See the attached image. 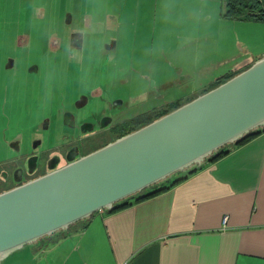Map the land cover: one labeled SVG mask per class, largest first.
<instances>
[{
    "label": "rangeland",
    "instance_id": "374dc122",
    "mask_svg": "<svg viewBox=\"0 0 264 264\" xmlns=\"http://www.w3.org/2000/svg\"><path fill=\"white\" fill-rule=\"evenodd\" d=\"M105 1L0 0V56L1 51H3L5 57L18 59L19 52L16 54L13 50L15 47L13 35L16 29L11 28L12 26L17 27L18 20L40 23L41 21L33 17L42 16V10L53 5V3L55 5V14L53 15L55 19L62 18L65 9L71 11L69 14L73 15V24L82 25L84 22L91 27L93 38L90 41L92 44L79 55L75 51L73 52V62H69L68 65L81 67V70L74 74L73 81L66 84L64 90L69 93L74 85L71 83L79 85L72 87L74 96L69 101L63 94L62 98L63 100L65 98L68 107L75 103L79 90L84 92L86 89L84 84H80L79 79L85 78L83 81H89L92 78L89 75L91 65L99 68L103 73V77L99 75L95 80V83L99 82L100 85H105L108 82L107 79L112 76L115 77L118 73V91L106 97L104 102L95 101L91 106H83L78 111L82 118L89 119L93 113L105 109L112 99L117 98L115 100L121 102L122 106H119L117 110L112 108L110 112L112 117L113 113H119L120 122H127L133 115L150 110L155 106H165L176 100H181L183 105L202 94L204 91L201 90L202 88L228 73L234 64L249 58H252L249 60L254 62L258 56L260 58L264 56V22L224 16V0H188L189 3L182 0H158L155 12L145 11L147 18L145 20L146 25L142 27V32H146L147 36L145 37L146 40L140 43L145 46L154 44L150 46V53L143 55H140L141 51L136 43L137 37L134 36L133 32L135 22L137 23L138 17H140L135 13L137 8L135 2L138 0L130 3L128 2L130 0H110V4H105L106 7H104ZM142 2L143 0H140V3ZM26 6H29V10ZM181 12L184 13L185 17ZM90 20L94 23H91ZM25 24L26 22H20L19 26L22 30H25ZM53 26L62 28L61 22ZM182 30L188 31L193 38L188 44L178 34ZM34 31H39V33L36 34ZM34 31L28 38H30V45L35 47L36 51L30 53L31 58L25 65L34 60L44 70V75L47 76L48 62L53 57L50 55L47 46H42V42H46V34H42L40 28L39 30L34 29ZM61 33L62 31L56 32L60 35ZM109 38L117 42L113 51H107L105 44L103 45ZM38 44L40 47L36 48ZM158 44H162V46ZM107 52L109 56L106 55L105 57ZM148 57H150V61L139 66L140 62ZM55 59L59 60V57ZM23 60H26V57ZM86 66H88L89 72L88 70L83 71ZM137 67L144 68L140 75L134 73ZM6 71V68L2 69V74L8 80L10 74ZM93 75L97 76V73ZM34 77L32 76L31 79ZM26 78L30 79V75L27 74ZM123 81L124 83H121ZM132 82H139L142 85L147 83V86L154 83L155 88L160 86L163 88L166 83L171 82L172 86L161 89L157 97L146 94L145 98L141 100L138 97L128 99V96H135L137 92V89L130 87ZM31 83L27 80L12 83L8 81L5 86L0 83L2 96L0 101V192L12 185L10 183V180H13L11 169L15 164L7 161L14 155V151L10 147L12 138L18 136L21 142L23 140L22 146L28 148L30 140H37L43 133H46V131H39L38 125L40 121L46 119L45 115L52 113L51 108L54 106L53 104L44 110L42 107L48 104V98L44 102L42 101L44 95L40 94L42 93L40 90L41 82L37 81L38 87L35 86L33 90L30 87ZM93 87L92 84H88L86 92L91 91ZM34 90L36 96L35 94L31 95ZM45 111L46 114L43 115ZM48 134L46 133L47 136ZM62 134L59 129L56 139L54 138L55 144L62 141ZM67 134L69 136L68 141H73L82 133L81 130L76 129L75 132L68 131ZM110 142L103 141L102 144L96 146L99 149ZM77 143L83 150L82 153L90 154L97 149L94 144L98 142L89 139ZM77 143L72 142L65 146L77 145ZM50 144L51 137L49 136L42 146L39 145V149L45 150ZM55 151L57 154L59 153V150H46V153L43 154L45 156L40 159L38 176H41L42 172L45 171L54 155L50 158L47 156ZM61 153L63 155L64 151ZM5 172H7L8 178L5 183H2ZM184 175L185 171H179L139 194L151 191L162 184H170ZM35 176L29 177L28 180L34 179ZM13 182L15 183V181ZM98 223L100 222H94L91 228L84 224V227L75 229V231L60 232L49 240H41V243L27 246L13 254L12 257L18 261L15 264H97L95 255L102 252V248H104L98 236L100 233ZM104 257L106 259H104L103 264H113L107 254Z\"/></svg>",
    "mask_w": 264,
    "mask_h": 264
},
{
    "label": "water",
    "instance_id": "95a60500",
    "mask_svg": "<svg viewBox=\"0 0 264 264\" xmlns=\"http://www.w3.org/2000/svg\"><path fill=\"white\" fill-rule=\"evenodd\" d=\"M261 129L264 56L149 124L0 192V262L179 171L201 167Z\"/></svg>",
    "mask_w": 264,
    "mask_h": 264
},
{
    "label": "crops",
    "instance_id": "0c3cea01",
    "mask_svg": "<svg viewBox=\"0 0 264 264\" xmlns=\"http://www.w3.org/2000/svg\"><path fill=\"white\" fill-rule=\"evenodd\" d=\"M110 2L106 0L104 7ZM157 2H135L140 17L133 32L140 55L150 53L154 44L140 42L147 36L142 32L145 11L155 12ZM178 34L186 44L193 40L186 30ZM187 172L177 178L185 180L168 192L115 213L98 211L60 232L75 231L84 224L91 228L99 221L104 248L95 255L97 264L104 263L106 254L113 264H264V133L216 161L205 162L196 172ZM224 216L228 217L225 227Z\"/></svg>",
    "mask_w": 264,
    "mask_h": 264
},
{
    "label": "flooded vegetation",
    "instance_id": "af4514ba",
    "mask_svg": "<svg viewBox=\"0 0 264 264\" xmlns=\"http://www.w3.org/2000/svg\"><path fill=\"white\" fill-rule=\"evenodd\" d=\"M61 3V2H58ZM27 10H29V6H26ZM47 11V14L45 12ZM71 11L64 10L62 18H54L55 14V5H50L48 8H45L42 10V16L33 17L39 21L40 23H33L29 21H21L18 20V25L12 26L11 28L16 29L15 34L13 35V43H14V51L18 54V59L16 60L14 57H5V53L1 51L0 56V83L5 86L6 82H18L27 80V82L31 83L30 87L31 90L38 87L37 81L41 82L40 90H42V95H44V99L42 100L44 102L45 99L48 98V104L43 106L44 110L47 109V107L52 106L51 114L45 115V113H41L46 116V119L44 121H40L38 125L39 131H46V133H49L48 136L46 133H43L41 137H38L37 140H30L28 142L29 149L24 148L22 146V142L18 136L12 138L11 142V149L14 151V155L8 158L7 161L9 163L15 164L14 167L11 169L12 171V177L13 180H10V183L12 184L9 186V188H12L14 186H17L21 183H24L28 181V178L33 177L34 175H37L38 169H39V163L41 157H44V153H46V150H59V153L57 154L56 151L52 153L51 155H48L47 157L52 159L49 162V165L46 167L45 171L42 173L49 172V169L52 167H58L61 164H66L69 162L70 159H77L80 157H83L87 155L88 153H82L83 150L79 147L77 142H83L87 141L89 139H93L94 142H98L96 145L102 144L103 141L112 142L118 134H115L114 131H118L120 126H125L130 123L135 124L146 122L145 120L148 119V117H153L158 112H161L163 109H165L169 105H173L175 103H179L181 100H176L174 102H170L166 104L165 106L160 107H153L150 110L144 111L142 113H139L137 115L131 116L127 122H120L119 113H113V117L111 116V109L117 110L119 106H122V103L118 100L112 99L105 109H100L98 112L93 113L92 116H90L89 119L82 118V115L79 113L78 109L82 108L83 106L88 107L91 106L93 102L102 101L104 102L106 97L111 96L116 91H118V73L115 77H111L110 79H107L108 82L105 85H100L99 82L95 83V80L101 75L103 77V73L99 70V68L91 65V71L89 72L88 66L83 68V71L88 70L89 75H91V79L88 81H83L85 78H80L79 82L80 84H84L86 86V89L88 88V84H92L94 86L91 91L86 92V89L84 92L83 90H79V94L77 95V99L74 101L70 107H68L65 103V98L63 100L62 94L67 97V101L70 100L71 97L74 96V92L72 87L78 86L79 84L75 85V83L71 87V90L69 93H66L64 90V87H66V84H69L71 81H73L74 74L77 71L81 70V67H77L75 65H68L69 62H73V52L75 51L78 55L81 53L86 47H89L92 43L90 41L93 38V31L91 27L88 25L83 24H73V15L69 14ZM110 20V19H109ZM20 22L25 23V30H22L20 28ZM59 22L62 24V28L55 27L53 25H57ZM91 23H94L90 20ZM113 26V25H112ZM42 31V34H46V42H42V46H47L50 55H52V59L49 60L48 66H47V72L48 75H44V70L39 67L38 63L34 60H31L26 65L25 63L31 58L30 53H35V47L30 45V36L33 34L34 29H37ZM62 31L61 35L56 34V32ZM36 34L39 33V31H34ZM103 36V35H102ZM105 44V49L107 51H113L117 45V42L111 38L108 39L107 42L103 43ZM31 46V47H30ZM41 46V47H42ZM39 44L36 45V48H39ZM34 49V50H33ZM77 55V56H78ZM109 56L108 52L105 53V57ZM9 57V58H8ZM26 57V60H23V58ZM59 57V60H56L55 58ZM247 59H244L232 67H236L237 65H240L244 63ZM84 65V64H79ZM6 68V73L10 74L8 77V80H6L2 74V69ZM231 69V68H230ZM144 68L137 67L135 69V72L137 75L141 74V71H143ZM97 76H94L93 74H96ZM30 75V79L26 78V75ZM182 75V74H181ZM225 75V74H224ZM32 76H35L31 79ZM185 76V75H184ZM222 77V76H221ZM142 79V76H140ZM220 78V77H219ZM218 79V78H217ZM82 80V81H80ZM216 79L212 82H210L208 85L215 82ZM121 83H124L121 82ZM102 84V83H101ZM207 85V86H208ZM70 86V85H69ZM172 83L168 82L166 83L163 88L162 86L155 88L154 83H151L147 86V83L142 85L139 82H132L130 85L131 88L137 89L135 96H128V99H132L133 97H138L140 100L145 98L146 94L147 96H153L157 97L158 94L161 92V89H164L166 87H171ZM206 86V87H207ZM59 87L60 90H59ZM35 88V89H36ZM60 91V92H59ZM36 96V92H31V95ZM57 97V102H56ZM2 99L1 93H0V101ZM80 99L79 101H77ZM117 101V103H116ZM114 102V103H113ZM92 109V108H90ZM139 125V124H138ZM131 126V127H132ZM62 131V141L56 142V135L58 133V130ZM76 129L81 130V136L78 138H75L73 141H68L69 136L67 134L68 131L75 132ZM98 132V133H97ZM92 134H95L94 136H90ZM98 134V135H97ZM45 135V136H44ZM49 136L51 137V144L48 148L45 150H40V146L44 144L45 141L48 140ZM97 136V137H96ZM96 137V138H94ZM53 138V139H52ZM76 142L77 145L71 144L68 147L65 145L68 143ZM41 144V145H40ZM40 145V146H39ZM49 145V143H47ZM74 145V146H73ZM62 151H64L62 155ZM61 163V164H60ZM21 178L20 183H14V178ZM8 174L5 172V176L2 177V183H5V180H7ZM9 188H7L9 190ZM5 189V190H7ZM2 191V190H1ZM42 241L39 240L38 243H41ZM37 243V244H38ZM27 247V246H26ZM24 247V248H26ZM22 248L21 250H23ZM21 250L15 251L11 253L10 255L6 256L0 264H15V262H18L15 257H12L13 254L16 252H19ZM21 263V262H19Z\"/></svg>",
    "mask_w": 264,
    "mask_h": 264
},
{
    "label": "trees",
    "instance_id": "16d2710c",
    "mask_svg": "<svg viewBox=\"0 0 264 264\" xmlns=\"http://www.w3.org/2000/svg\"><path fill=\"white\" fill-rule=\"evenodd\" d=\"M224 5H225L224 6V16H227V17L233 18V19H240V20H247V21H261V22L263 21L264 22V0H224ZM251 63H253V61L251 62L249 59H247L244 63L237 65L233 69L231 68L228 73H226L222 77L216 79L215 82H213L212 84L208 85L205 88H202L201 90H204L202 92V94L209 91L210 89L215 88L216 86L225 82L226 80L232 78L233 76H235L239 72L245 70L246 68L249 67V65ZM181 105H182L181 102L175 103L173 105H169L165 109H163L161 112H158L156 115H154L153 116L154 118L148 117V119L145 120L146 122L138 123L139 125L135 124L134 126H132L134 123H130V124L125 125V126H120L118 131H114L115 134H118V136H116L114 138V140L139 129L140 127H143V126L149 124L150 122L170 113L171 111H173L174 109L178 108ZM263 133H264V129L251 132L250 134L245 136L243 139L238 141L236 144L229 145V146H226V147L220 149L215 155L212 156V158L209 161L213 162L219 158H222L223 156L228 155L232 148H236V147L245 145L246 143L252 141L256 137H259ZM196 169L197 168H193V169L189 170L187 173L192 174V173L196 172ZM185 178H180V179L174 180L170 184L168 183L167 185L162 184L159 187H156L151 191H147L145 193L137 194V195L130 197L126 200L120 201V202L116 203L112 207V209L108 210L107 213L111 214V213L121 211L123 209L130 207L132 204L139 203V202H142L144 200H148L150 198H153L157 195L168 192L175 185H177L179 182L184 181Z\"/></svg>",
    "mask_w": 264,
    "mask_h": 264
},
{
    "label": "built area",
    "instance_id": "2783aa9c",
    "mask_svg": "<svg viewBox=\"0 0 264 264\" xmlns=\"http://www.w3.org/2000/svg\"><path fill=\"white\" fill-rule=\"evenodd\" d=\"M227 220H228L227 216L222 217V225H223V227H225V225L227 223Z\"/></svg>",
    "mask_w": 264,
    "mask_h": 264
}]
</instances>
